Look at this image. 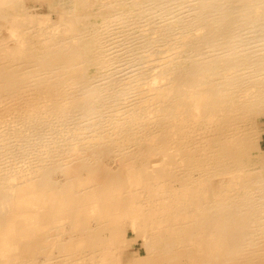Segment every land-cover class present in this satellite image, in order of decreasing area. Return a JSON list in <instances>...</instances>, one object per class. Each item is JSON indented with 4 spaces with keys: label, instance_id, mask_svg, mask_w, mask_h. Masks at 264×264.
I'll list each match as a JSON object with an SVG mask.
<instances>
[{
    "label": "bare ground",
    "instance_id": "bare-ground-1",
    "mask_svg": "<svg viewBox=\"0 0 264 264\" xmlns=\"http://www.w3.org/2000/svg\"><path fill=\"white\" fill-rule=\"evenodd\" d=\"M259 116L264 0H0V264H264Z\"/></svg>",
    "mask_w": 264,
    "mask_h": 264
},
{
    "label": "rangeland",
    "instance_id": "rangeland-1",
    "mask_svg": "<svg viewBox=\"0 0 264 264\" xmlns=\"http://www.w3.org/2000/svg\"><path fill=\"white\" fill-rule=\"evenodd\" d=\"M255 121L256 122L254 125L257 128V134H258L257 144H259V146H261L262 149H264V117L262 118L259 116ZM257 159H258V166L255 167L256 170H254V172L260 171V172H262V175H263L264 174V157L262 155L260 156V154H258ZM108 163L110 165L117 166L119 163V160H117V159L112 160L111 159V160H109ZM59 176L61 178H65L64 174H59ZM112 221L114 222V223L113 222L112 223L115 226L112 228L110 227L109 232L111 234L119 233L122 235H127L125 238L126 242L124 243V245L121 244L122 247L119 245V247H120L119 255L121 257H125L126 259H129L128 260L129 262L131 261L130 259L132 258V255H133V257H134V255H136V257H138V255L145 256L146 255V249H145V244H144L142 233H137L136 231H133L130 229L128 230L127 227L122 228V223L124 221L121 217H116ZM126 223L129 224L131 222H130V220H128V221H126Z\"/></svg>",
    "mask_w": 264,
    "mask_h": 264
}]
</instances>
